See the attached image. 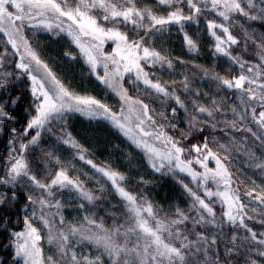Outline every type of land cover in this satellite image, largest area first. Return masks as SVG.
<instances>
[{"label": "snow or ice", "instance_id": "obj_1", "mask_svg": "<svg viewBox=\"0 0 264 264\" xmlns=\"http://www.w3.org/2000/svg\"><path fill=\"white\" fill-rule=\"evenodd\" d=\"M156 5L167 9L166 14H160L146 0H0V62L12 58L14 64L11 73L0 72V86L9 75L27 76L33 98V111L23 131L11 129V147L0 176V184L20 180L32 189L26 193L31 211L23 220V230L11 232L14 258L21 264H59V260L63 264H222L214 254L223 232L207 234L197 231V226L220 229L227 224L242 233L230 236L227 243L231 247L225 249V256L243 248L249 254L246 264H258L251 258L253 253L264 257V230L249 227V221L264 224V183H257L248 174L247 179H240L232 171L235 156L242 151L247 158L245 171L264 177V34L252 27L255 22L264 25V0H156ZM202 12L219 18L205 21L213 40L211 51L213 56H227L236 65L235 74L221 75L212 67L180 60L167 48L145 39L175 24L180 26L187 51L197 54V42L184 32L183 24L195 23ZM237 16L245 18L249 27L238 24ZM234 28L239 31L234 33ZM35 30L65 34L79 50L89 74L118 99V104L81 95L62 82L35 50L29 36V31ZM241 36L247 58L234 52L241 45ZM64 54L70 59L76 56L67 50ZM178 60L186 66L178 74L182 79L166 80L157 71L175 73ZM194 78L213 80L217 90H233V96L202 92L193 86ZM129 84L134 95L133 89L126 87ZM202 93L206 100L199 98ZM153 99L159 102V109L152 106ZM169 104L172 107L166 111ZM177 109L183 110L187 125L178 136ZM65 112L107 120L143 152L155 172L164 169L190 178L188 183L177 180L188 199L187 206L164 209L134 193L124 184L123 172L109 161L97 163L92 151L65 125L51 123L53 114L59 117ZM4 113L0 118L7 116ZM167 129H172V134ZM42 132L70 147L74 159L88 165L94 175L84 173L85 179H81L80 168L72 161H61L47 150L42 158L48 174H32L24 154L37 144ZM194 132L205 133L204 138L190 141ZM249 135L259 142L260 152L245 143ZM224 137L228 139L221 142ZM209 162L215 167H209ZM72 171L77 175H71ZM91 180L95 189L87 186ZM102 181L111 185L123 204L113 225L105 228L103 220L98 222L92 213L66 223L64 203L56 193L73 190L79 201L76 206L84 209L105 197ZM216 204L221 207L219 214L214 210ZM42 239L57 248L59 260L55 255H43ZM81 245H91L92 250L78 252Z\"/></svg>", "mask_w": 264, "mask_h": 264}, {"label": "trees", "instance_id": "obj_2", "mask_svg": "<svg viewBox=\"0 0 264 264\" xmlns=\"http://www.w3.org/2000/svg\"><path fill=\"white\" fill-rule=\"evenodd\" d=\"M146 2L152 4L154 7H157V10L160 14H166L167 9L162 6H157L156 0H146ZM206 18L219 19L214 17V14L212 13L202 12V14L198 16L195 23L187 21L183 24L184 32H186L190 38L197 42V54H191L187 51V48L183 44V35L181 34L180 26L175 24L168 25L166 31L150 33L145 37V39H150L154 45H160L164 48H167L173 56L179 57L180 60H192L196 63L204 65L205 67H212L221 75L230 76L235 74L237 71L236 65L232 64L227 56L219 54L213 56L211 51L213 40L207 32L205 23ZM235 20L238 24L249 27V24L245 18L237 16L235 17ZM252 27H254V30L257 33L264 34V25H261L259 22H255ZM238 31V28L233 29L234 33ZM35 32L37 33L36 30ZM29 36H32L31 31H29ZM56 40L70 42L69 38L64 34L63 36H59ZM244 44V38L241 36V45L235 48L234 52L235 54L242 55L243 58H247V52L244 50ZM107 46L108 45H106V47ZM52 47L58 49V46L56 45H53ZM52 47L50 46L49 49L51 50ZM0 51H2L1 44ZM185 67L186 66L180 63L178 60L176 62L177 71L175 73L169 72L166 69H157V71H159L160 75H162L166 80L172 78L182 79L183 77L179 76L178 74L179 71L183 70ZM0 69L12 72L14 69V64L11 63L10 67H6V63L1 62ZM193 86L201 88L202 92H207L211 96H233V90L223 87L217 90L216 82L213 80L194 78ZM104 90L105 93L107 92L106 95L110 98L112 104H118V99L107 89ZM133 92L134 89L132 94ZM180 95L186 96L187 94L180 93ZM13 98H15V102H13ZM199 98L201 100L207 99L203 93ZM146 99L148 98L146 97ZM226 102H230V99L226 98ZM151 103L154 108L159 109L160 105L158 101L153 99ZM185 103L190 104V101L185 99ZM0 106H2L3 110L7 113L6 117L0 118V176H3L5 157L8 155L9 149L11 147V145L8 143L12 135L11 129H16L17 132L23 131L24 125L27 123V120L33 111V98L30 94L29 83L26 76H23L19 79L11 76L7 79V82L4 86L0 87ZM170 107H172L171 104H169L165 110L170 111ZM117 111H119V108H117ZM64 118L66 119L64 124L67 128H69V130L72 131L74 129L75 131H80L83 125L79 124L77 119H80L76 117V115H72L71 117L68 114L67 116H64ZM99 123L107 126L112 135H116L118 137L121 135L119 131L111 124L102 121ZM175 124L178 136L179 130L185 129L187 127L184 119V112L181 109H177V119ZM167 131L169 134H172V129H167ZM204 135L205 133L203 132H194L189 136V140L193 142L202 140ZM227 139V137H224L221 142H225ZM245 143L251 145L256 152H260L262 150L260 148L259 142L254 141L250 135ZM45 150L55 152L61 161H72L75 167L80 168L79 176L81 179H85L84 173L94 175L92 169L88 165L74 159L73 150L71 148H68L62 143L57 142L53 136L44 132H42L37 144L29 146L24 154L26 163L32 174L41 177L48 174L49 168L45 165V162L42 158V152ZM93 157L97 163L101 162L96 156L93 155ZM246 160L247 158L243 155L242 151L237 153L235 156V164L232 168L233 173L240 179H247L248 174L251 175L257 183H264V177H261L252 171H245ZM71 175H77V173L72 171ZM178 179L182 180L184 183L190 182V178L187 176H181L179 173L168 172L165 170L155 174L153 180L148 181L146 184L141 183L139 180L133 179L129 176H126L124 184L134 193L143 194L146 196L158 207H162L164 209L170 208L172 206L184 208L188 204V199L180 184L177 182ZM102 183L105 187V197L93 202L91 205H86L84 209L76 206L79 202L76 193L67 191L61 193L60 200L64 203V208L62 211L65 215L66 223L71 224L74 219H79L85 214L92 213L97 217L98 222L103 220L105 228L111 227L113 225L114 215L117 217L119 216V213L123 211V204L120 202V198L111 188V185L107 181H102ZM87 186L90 189H95L97 187L94 180L88 181ZM233 186L235 187L236 185ZM193 187H195V185H193ZM30 190H32L31 185L20 180L11 185L0 184V192L5 194V202L0 204V264H21L17 258H14V250L9 241L11 239V232L22 231L23 229V220L25 218L26 210L30 205L27 201L26 193ZM13 193H15L14 198ZM214 210L219 214L221 211L220 205L216 204L214 206ZM250 215L256 216L255 213H250ZM188 227H191V225ZM249 227L253 228V230L257 232L264 230V224H257L252 221H249ZM197 231H202L207 234L222 231L224 234L223 240L217 238L218 243L216 252L214 254L216 258L221 259L222 264H246V260L249 255L246 249L242 248L238 251L234 250L227 256L224 255L225 249L231 247V244L227 243L230 236L233 233H242V230L227 224L222 226L220 229H217L213 225H206L203 228L197 226ZM251 258L256 259L258 264H264V257H260L253 253L251 254Z\"/></svg>", "mask_w": 264, "mask_h": 264}, {"label": "rangeland", "instance_id": "obj_3", "mask_svg": "<svg viewBox=\"0 0 264 264\" xmlns=\"http://www.w3.org/2000/svg\"><path fill=\"white\" fill-rule=\"evenodd\" d=\"M36 31L37 33L35 31H31V40L34 43L35 50L51 66L52 70H54L55 73L61 78L62 82L69 85L74 91L81 95H93L108 104H112V101L106 95L107 92L105 93L104 90L107 88H105L104 85L100 84L99 81L95 79V77L89 74L87 65L78 56L79 50L75 49V46L72 45L71 42H62L61 40H56L59 36H63V34H57L46 30ZM0 44L3 51L2 40H0ZM53 45L58 46V49L52 47ZM50 46L52 47V52L49 49ZM66 50L73 53L76 52L75 58L70 59L68 56H65L64 53ZM11 59L12 58H8L6 67L11 66ZM8 72L11 73L10 71ZM11 76H14L16 79L23 77L18 75H9L8 78H10ZM28 83L30 90V81H28ZM127 87L133 88V86L130 84L127 85ZM141 87H143V85H141ZM133 94L135 93L133 92ZM68 114L71 117L72 115H76V117L80 119H77L79 124L83 125L80 131H75L74 129L71 131L69 130V128L68 130L79 143H81L84 147L89 148L92 151V154L96 156L100 161H109L114 168L123 172L126 176L132 177L133 179L139 181H151L153 180L155 174L159 173L155 172L151 167L148 166L144 154L141 150L135 148L122 135L119 134V137L116 135H112L107 126L99 123L100 121H102L110 124V122L103 118L92 119L78 112H65L63 114H60L59 117H56V114H53L54 118L51 122L53 124L62 123L63 125H65L64 123L66 119L64 118V116H67ZM209 167H215L214 163L209 162ZM161 171L165 170L162 169ZM64 191L74 192L71 189L65 188L56 193V197L60 199V195ZM30 211L31 205L28 206L25 216L29 214ZM58 222L59 221L57 218V223ZM43 232L46 233L47 230L44 229ZM41 247L42 253L45 257H47L48 255H53L55 251L54 247L48 244L46 239H42ZM76 250L78 252H84L85 254H87L88 251L92 250V246L81 245L78 246ZM17 259L21 262L19 258ZM105 259L107 258L105 257Z\"/></svg>", "mask_w": 264, "mask_h": 264}, {"label": "clouds", "instance_id": "obj_4", "mask_svg": "<svg viewBox=\"0 0 264 264\" xmlns=\"http://www.w3.org/2000/svg\"><path fill=\"white\" fill-rule=\"evenodd\" d=\"M0 72H3V69H0ZM4 85H5V84H4ZM4 85H2V86H0V87H3ZM0 115H5L2 106H0ZM4 202H5V194H2V195H0V204H3ZM9 243H11V242L9 241ZM48 244H49V243H48ZM50 245H51V244H50ZM52 246H53L54 249H55L53 255L57 256V258H58V260H59V253H58V250H57V248H56L54 245H52ZM59 264H63V261H62V260H59Z\"/></svg>", "mask_w": 264, "mask_h": 264}]
</instances>
